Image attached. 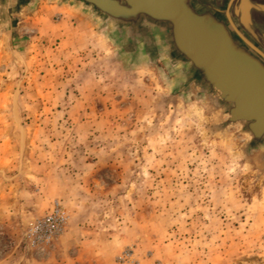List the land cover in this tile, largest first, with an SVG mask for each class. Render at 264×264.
<instances>
[{
    "label": "rangeland",
    "instance_id": "374dc122",
    "mask_svg": "<svg viewBox=\"0 0 264 264\" xmlns=\"http://www.w3.org/2000/svg\"><path fill=\"white\" fill-rule=\"evenodd\" d=\"M61 7L0 24V264H264L248 136ZM56 208L60 230L36 231Z\"/></svg>",
    "mask_w": 264,
    "mask_h": 264
},
{
    "label": "water",
    "instance_id": "95a60500",
    "mask_svg": "<svg viewBox=\"0 0 264 264\" xmlns=\"http://www.w3.org/2000/svg\"><path fill=\"white\" fill-rule=\"evenodd\" d=\"M90 17L121 51L164 62L176 91L200 94L239 126L264 167V0H48ZM38 0H0V24L16 25Z\"/></svg>",
    "mask_w": 264,
    "mask_h": 264
},
{
    "label": "crops",
    "instance_id": "0c3cea01",
    "mask_svg": "<svg viewBox=\"0 0 264 264\" xmlns=\"http://www.w3.org/2000/svg\"><path fill=\"white\" fill-rule=\"evenodd\" d=\"M61 5H62L61 9L65 12V16H68L70 21L71 20L73 21L74 19L77 24L80 22L82 25H85L84 27L78 25V28H76L77 30L76 36L80 37L83 40L89 41V39H93L97 36L96 33L95 34L93 33L95 29H98L99 31L106 33L101 30V28L97 23H95V21H93L90 17H88L84 13L74 9L70 3H65Z\"/></svg>",
    "mask_w": 264,
    "mask_h": 264
},
{
    "label": "built area",
    "instance_id": "2783aa9c",
    "mask_svg": "<svg viewBox=\"0 0 264 264\" xmlns=\"http://www.w3.org/2000/svg\"><path fill=\"white\" fill-rule=\"evenodd\" d=\"M65 221L66 217L64 214L59 208H56L51 215L39 221V223L36 225V231L45 232V236L52 237L53 234L60 230Z\"/></svg>",
    "mask_w": 264,
    "mask_h": 264
}]
</instances>
